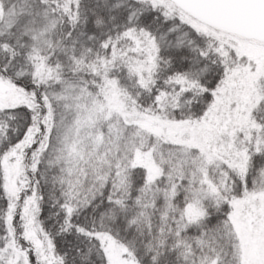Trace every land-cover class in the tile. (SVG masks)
<instances>
[{
	"label": "snow or ice",
	"instance_id": "snow-or-ice-1",
	"mask_svg": "<svg viewBox=\"0 0 264 264\" xmlns=\"http://www.w3.org/2000/svg\"><path fill=\"white\" fill-rule=\"evenodd\" d=\"M0 264H264V0H0Z\"/></svg>",
	"mask_w": 264,
	"mask_h": 264
}]
</instances>
